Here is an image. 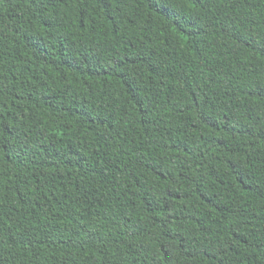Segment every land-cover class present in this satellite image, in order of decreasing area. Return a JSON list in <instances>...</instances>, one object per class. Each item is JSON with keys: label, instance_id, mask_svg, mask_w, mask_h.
Returning <instances> with one entry per match:
<instances>
[{"label": "trees", "instance_id": "1", "mask_svg": "<svg viewBox=\"0 0 264 264\" xmlns=\"http://www.w3.org/2000/svg\"><path fill=\"white\" fill-rule=\"evenodd\" d=\"M0 264H264V0H0Z\"/></svg>", "mask_w": 264, "mask_h": 264}]
</instances>
